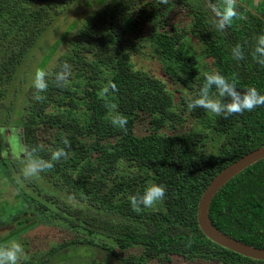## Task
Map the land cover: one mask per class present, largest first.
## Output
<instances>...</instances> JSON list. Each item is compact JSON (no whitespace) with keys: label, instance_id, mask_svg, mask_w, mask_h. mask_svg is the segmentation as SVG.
Returning <instances> with one entry per match:
<instances>
[{"label":"trees","instance_id":"1","mask_svg":"<svg viewBox=\"0 0 264 264\" xmlns=\"http://www.w3.org/2000/svg\"><path fill=\"white\" fill-rule=\"evenodd\" d=\"M33 1L38 4L44 0H0V12L7 9L15 13L9 19L0 18V47L36 25L40 19L38 11H26L25 7ZM194 1L199 17L193 30L198 32L196 40L201 50L209 57L211 71L199 72L192 56L183 54L180 42L186 32L183 25L173 22L170 1L161 4L159 0H109L98 9L104 8L99 20L95 15L101 11H92L94 19L83 22L77 29V38L57 56L46 77L47 91L41 93L44 99H34V87L24 93L28 101L22 105L20 114L24 112L25 119L19 125L24 144L29 148L39 145L37 154L45 160L52 149L64 147L63 139L67 138L71 147L66 149V160L31 178L32 182L23 178L21 164L16 167L9 162V170L20 172L19 181L34 192L30 193L39 204L51 205L65 220L79 223L91 233L97 231L92 219L100 218L108 222L119 248L141 247L139 258L119 259L122 264H144L151 258L167 262L172 256L190 259L197 255L220 264H264V260L240 255L212 242L200 231L195 219L197 200L210 179L231 161L264 143V106L226 119L215 115L206 119L209 114L205 110L189 111L186 106L188 99L198 94L205 73L220 72L229 80L234 78L238 89L254 86L264 94V66L251 56L254 38L264 34V20L250 16L247 25L230 24L218 31L212 15L205 10L206 0ZM129 24L144 30L145 35H136V39L147 40L153 56L162 62L166 78L187 88L189 96L180 90L174 96L160 80L133 67L122 51V29L131 27ZM228 30L233 37L227 34ZM58 44L59 40L51 45L41 66ZM236 45L244 53V59L238 62L231 54ZM64 62L71 65V75L64 87H57L54 73ZM99 78L106 81L105 87L115 83L118 91H102L99 95ZM113 104L115 109L110 107ZM47 108H54L56 113H49ZM117 114L127 118L126 131L111 123ZM186 118L198 120L204 127L212 119L210 126L215 132L225 130L215 154L197 149L206 133L196 127H184ZM141 125V132H137ZM119 161L129 163L135 172L118 171ZM147 182L163 185L166 196L156 207L134 212L129 196L143 193ZM84 196L88 198L86 203L81 200ZM64 200L75 205L67 209ZM208 216L221 232L264 248V157L216 191ZM67 246L84 252L97 247L118 259L113 246L99 245L91 239H73Z\"/></svg>","mask_w":264,"mask_h":264},{"label":"rangeland","instance_id":"2","mask_svg":"<svg viewBox=\"0 0 264 264\" xmlns=\"http://www.w3.org/2000/svg\"><path fill=\"white\" fill-rule=\"evenodd\" d=\"M108 1L101 0L99 3H95L94 0H44L38 4L33 1L25 5L26 11L33 9L38 11L40 19L36 25H32L28 29V32L19 33L17 37L8 40L0 47V127L15 128L22 134L19 125L20 121L25 119V113H20L22 105L28 101L25 99L24 93L29 87H33L36 71L43 69L49 73L57 62V56L66 51L72 40L77 38V29L81 24L86 20L94 19L92 11L96 10V12L101 11L99 15H95L96 20H99L104 8L98 9L102 8ZM168 1L173 6L170 12L173 22L183 25L186 32L180 42L183 54L192 56L199 72L211 71L212 66L209 57L201 50V46L196 40L199 38L198 32L193 30L199 17L198 7L194 4L195 1ZM211 2L219 4L221 0H211ZM205 4V10L212 15L208 8V0L205 1ZM236 12L237 15L232 20L231 25H247L250 16L264 20V0H236ZM14 15L15 13L7 9H2L0 12L1 19H9ZM129 25L131 27L124 26L122 29L121 36L124 39L122 51L127 53L133 67L160 80L174 96L177 95L178 90L189 96L190 92L187 88L181 87L178 83H171L166 78L162 62L153 56L147 40L136 39V35L141 37L145 35L143 34L144 30ZM71 26L73 27L70 28ZM135 30L138 31V34ZM227 34L233 37L231 31L228 30ZM121 36L119 37L121 38ZM58 40L59 44L41 66L40 63L48 53V49ZM101 76L103 77L102 74ZM81 78L83 81L85 80V77ZM77 80L81 83L79 79ZM98 81L99 86L96 91L102 95L106 81L102 78H99ZM47 110L49 113H56L54 108H47ZM208 114L206 119L213 116L209 112ZM204 116L202 115V117ZM184 121V127H196L206 133L201 145L197 148L199 151L204 154H215L218 151L219 145L224 140L225 130L215 132L210 126L213 123L212 119L208 121L207 127L201 126V122L192 118H186ZM142 128L143 125L138 127L137 132H141ZM38 132L37 130L34 134L36 135ZM0 158L5 162H0V239H2L0 240V247L20 243L26 256V258L21 257L20 264L27 262L37 264L44 261V264H122L119 259L134 261L140 257V246L131 245L126 248L117 246L112 239V230L108 226V222H102L100 218L92 219L96 224L97 231L90 233L79 223L78 225L62 218L51 205L48 207L39 204L37 198L33 197L32 193L34 192L28 191L19 181L18 174L20 172H11L8 168L9 162L16 167L21 164V171L24 166L23 161H21L22 158L15 159L16 157L11 154V151L7 157L0 155ZM117 169L129 174L135 172L126 161H119ZM28 181L32 182V179ZM150 185L152 184L147 182V186ZM81 200L86 203L88 198L86 200L84 196V199ZM63 203L67 209L75 205L70 200H64ZM21 227L24 228L20 229ZM73 239H91L99 245L113 246L118 259L114 258L108 251L97 247L91 249L90 252L87 250L84 252L83 249L72 251L67 243ZM51 250L53 252L48 254ZM144 264L220 263L203 255H197L190 259L172 256L167 262L151 258Z\"/></svg>","mask_w":264,"mask_h":264},{"label":"clouds","instance_id":"3","mask_svg":"<svg viewBox=\"0 0 264 264\" xmlns=\"http://www.w3.org/2000/svg\"><path fill=\"white\" fill-rule=\"evenodd\" d=\"M161 4H167L168 0H159ZM208 8L212 13V22L218 31H224L230 26L236 17V0H221L219 4H213L208 0ZM255 44L251 52L253 60L264 66V34L255 38ZM232 58L237 62L244 59V53L240 45L231 49ZM49 74L43 69H38L33 80V87L36 90L34 99L42 101L44 97L41 93L47 91L48 82L46 77ZM71 75V65L64 62L59 66V70L54 73L53 83L57 87H64ZM113 93L118 91L115 83H109L103 89V93ZM214 90V92H213ZM187 109L194 111L203 109L215 116L228 118L229 116L251 112L257 107L264 106V94L256 87L250 86L243 90L238 89L233 78L229 80L220 72L205 73L204 82L199 88L198 94L187 101ZM115 109L116 105H110ZM111 123L126 131L128 123L123 115H114ZM64 147L52 149L47 160L41 158L37 153L41 150L39 145L29 148L23 142L21 133L13 128L0 127V155L7 157L9 152L17 159L24 157V166L21 170L25 180L38 176L45 170L55 167L61 160H66L68 153L66 149L71 147L70 141L65 138L62 141ZM166 196V188L163 185L152 184L147 186L143 193L129 196V202L134 212L139 213L144 208H152L162 202ZM21 257H25L23 246L20 243H13L11 246L0 247V264H20Z\"/></svg>","mask_w":264,"mask_h":264},{"label":"water","instance_id":"4","mask_svg":"<svg viewBox=\"0 0 264 264\" xmlns=\"http://www.w3.org/2000/svg\"><path fill=\"white\" fill-rule=\"evenodd\" d=\"M263 157L264 143L244 153L224 166L210 179L202 190L197 200L195 211L197 226L205 237L226 249L257 260H264V248L244 243L218 230L209 219L208 207L213 195L226 181L243 170L245 167ZM24 227H21L20 229Z\"/></svg>","mask_w":264,"mask_h":264}]
</instances>
